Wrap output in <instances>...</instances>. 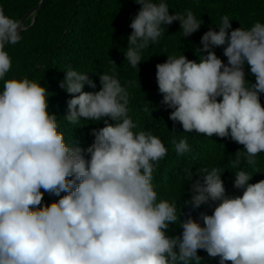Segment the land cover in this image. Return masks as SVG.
Masks as SVG:
<instances>
[{
	"label": "clouds",
	"instance_id": "1",
	"mask_svg": "<svg viewBox=\"0 0 264 264\" xmlns=\"http://www.w3.org/2000/svg\"><path fill=\"white\" fill-rule=\"evenodd\" d=\"M134 3L139 9L124 51L133 68L165 26L179 22L182 37H190L203 23L191 10L170 14L166 0ZM230 21L221 17L218 31L201 36L207 55L198 63L167 55L156 65V82L173 129L179 124L186 133L242 145L232 160L239 169L242 157L255 166L264 153V23L230 30ZM22 30L0 8V264H201L198 250L219 264H264V180L249 183L253 176L240 169L233 187L242 195L229 197L218 168L185 169L184 206L218 203L210 215L180 222L179 235H168L176 203L160 198L153 184L167 149L151 130L133 132L125 87L103 73L100 89L85 92V85L97 87L87 73L64 72L59 87L71 98L63 119L104 123L92 129L87 148L69 145L49 112L47 87L27 77L4 79L12 66L5 47L19 43ZM174 149L178 156L191 152L186 139ZM45 193L58 199L46 204Z\"/></svg>",
	"mask_w": 264,
	"mask_h": 264
},
{
	"label": "trees",
	"instance_id": "2",
	"mask_svg": "<svg viewBox=\"0 0 264 264\" xmlns=\"http://www.w3.org/2000/svg\"><path fill=\"white\" fill-rule=\"evenodd\" d=\"M40 0H0V8L12 19L20 22ZM170 14H184L191 10L202 20L199 31L190 37H182L179 22L165 26L158 42L151 44L142 53L141 64L133 68L125 60L124 51L128 47L131 18L135 16L139 5L134 0H44L39 9L23 23L21 40L15 45H7L12 66L4 79L29 78L49 91V112L58 119V131L64 133L69 145L79 144L87 148L93 141L92 129L104 126L102 121L81 119L69 124L66 115L67 100L71 97L59 87L64 72L69 68L87 73L97 85L96 89L84 87L85 92L100 89L99 76L103 73L114 74L129 94L128 114L136 127L133 132L151 130L158 136L167 149L166 156L154 166L153 184L160 198L176 203L178 216L175 224H170L167 234L179 235L180 222L189 217L196 219L201 212L211 214L218 202H210L199 208L185 205L189 199L188 183L184 170L195 172L198 169L216 167L222 174L226 195H242V190L233 187L234 174L243 169L252 175L249 183L264 180V153L256 156L255 166L248 165L241 158L240 168L232 166V160L243 146L215 135L186 133L177 124L173 129L169 120L170 109L161 101L162 94L156 82V65L163 63L167 55L184 54L188 60L199 62L200 56H206L200 44L201 36L220 25L221 17H229L231 29H249L255 22L264 23V0H166ZM34 18V20H33ZM229 30V31H230ZM212 51L227 63L223 48ZM246 78L255 83L245 68ZM3 80H0V87ZM264 106V93L260 94ZM109 123H114L111 120ZM186 139L191 152L178 156L174 142ZM43 192V189H41ZM65 193H61L64 195ZM58 197L48 193L44 203L50 204ZM201 264H219V257L209 258L203 250H198ZM225 264H231L226 261Z\"/></svg>",
	"mask_w": 264,
	"mask_h": 264
},
{
	"label": "water",
	"instance_id": "3",
	"mask_svg": "<svg viewBox=\"0 0 264 264\" xmlns=\"http://www.w3.org/2000/svg\"><path fill=\"white\" fill-rule=\"evenodd\" d=\"M44 0H40L39 3L29 12L25 15V17L19 22L22 26V23L29 17L31 16L33 13H35L39 7L41 6V4L43 3ZM34 20V18H33ZM23 29V28H22Z\"/></svg>",
	"mask_w": 264,
	"mask_h": 264
}]
</instances>
